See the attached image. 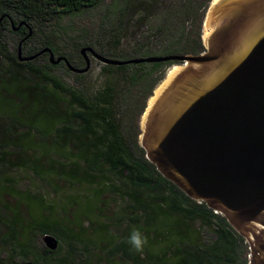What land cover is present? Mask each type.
I'll list each match as a JSON object with an SVG mask.
<instances>
[{"label":"rangeland","instance_id":"rangeland-1","mask_svg":"<svg viewBox=\"0 0 264 264\" xmlns=\"http://www.w3.org/2000/svg\"><path fill=\"white\" fill-rule=\"evenodd\" d=\"M155 3L152 17L144 20L140 16H130L126 9L123 10L124 4L120 0H108L106 11L109 18L108 20L103 18L98 20L96 27L100 24L105 27L117 26L118 45L114 46L115 43L108 40L100 41L103 35L108 34L103 26L105 28L102 29L104 34L91 31V34L85 35L94 44L96 39L99 44H103V48L92 49L102 57H109L108 59L118 61L140 59L143 56H146L144 58L158 57L168 49L174 51L172 52L174 55H196L200 53L202 49H199V42L196 39V21L193 15H186L180 11L184 2L180 0H155ZM32 5L42 9L40 4L32 3ZM44 12L40 16V20L29 23L34 31L30 46L40 49L41 43L45 40L51 44L56 56H64L73 67L81 66L77 46L82 43L80 38L84 35H81L78 30L85 25L87 26V19L85 20V18L90 15V12L77 14L73 17L59 15L56 16V19H52L49 13L45 14ZM11 17L17 19L14 14H11ZM111 38L114 39L112 35ZM16 40L17 37L9 31V27L7 29L0 28V52L3 54V59L0 62V81H5L7 86L10 82L23 81L24 79L29 80L31 84L32 82L39 83V77L26 74L24 68L18 70L12 67L9 61L5 59V56L8 57L11 52L15 53ZM188 47H192L194 52L186 49ZM90 60L91 68L83 76L70 74L65 68H52L47 70V73L58 79L65 88L81 94L85 100L91 102L100 92L111 88L113 99L112 104L110 103V116L118 128L122 146L130 161L142 163L145 158L138 149L137 141L139 121L150 97L145 95H147L150 86H152L150 94L152 95L167 74L178 65L175 63L165 64L156 69H150L148 65H144L139 71L137 68L120 71L116 68H105L97 61ZM44 64H46L45 60H39L32 65L42 68ZM141 77L143 79H140ZM41 85L45 86L49 92L59 94L63 103L70 100L68 94L55 91L51 85L45 83H41ZM47 102H51L52 105L55 103L50 97ZM56 108L59 113L64 111L62 104L56 105ZM72 111L74 110H70V113ZM52 116H54L52 112H48L49 126L45 127L44 114L40 113L36 103L31 102L26 97H16L15 88H7L3 86V83L0 84V131L5 130L11 136L20 135L19 149L15 146L0 149L8 155L6 159L10 161L5 166L0 164V235L4 233L3 229L8 235L12 229L22 227L19 234L25 241L29 235L36 231L37 224L41 222H45L47 225L59 223L64 227L75 229L83 228L84 222H86L85 229L88 231V236L94 242L102 245V249L93 242V246H83L85 249L93 250L90 252L93 258L89 264H132L121 259L123 250L118 249L113 253L111 252L125 239L126 227L136 226V223L127 221L126 218L133 212L127 198L124 200L121 197L123 193L134 191L133 188L123 178L116 179L110 173L105 175L109 178L108 181L103 182L97 178L98 183L94 184L93 190L89 188L90 184L86 182L75 179H67V182L66 180H58L56 172L51 167L58 168V161L55 158L68 162L69 154L67 151L54 152L56 146L64 144L66 135L54 132L53 129L59 132L63 127L61 124L54 125L51 122ZM39 130H43V133L39 134ZM1 138L2 135H0ZM14 141L12 139V142ZM78 148V145L73 146L75 160L72 162L85 166V158L81 155L82 148L79 150ZM18 150L25 155H20ZM32 156V161L38 159V166L43 172L42 174L38 168L35 172L33 167L31 168L27 163L18 164L16 161L17 159L26 161ZM88 158L90 159L91 156ZM80 171H82L81 168ZM94 172H89V174L93 175ZM98 176L100 175L98 174ZM62 178L65 179L66 177ZM189 206H191L190 203L185 204V207ZM133 215L139 217L135 213ZM117 216L120 218L124 216L125 218L119 219ZM167 219L169 218H160L158 222L152 225L151 229L156 231L158 237L164 235L168 237L171 234L170 230L173 228L166 226ZM104 224H107L111 235L102 229ZM141 225L142 220L138 226ZM193 228L201 229L198 222ZM54 234L60 236L62 230L57 227L54 229ZM102 235H104V241H108L107 243L111 242L113 236L114 240L104 247L101 238H99ZM28 241L29 252L15 256L11 255L7 245H0V260L3 261L1 264L27 262L55 264V261H60L63 258L65 252L69 253L67 246L60 243L53 255L44 256L38 236H32L28 238ZM208 241V236L202 232L200 242L208 243ZM85 242L84 244H86ZM160 243H151L147 238V244L143 251L137 252L141 259L140 264H148L146 262L148 255H161L165 244L159 245ZM74 246L80 249L77 243ZM105 250L108 251V255ZM246 254L247 252L244 251L242 258H246ZM13 258H15L14 263L9 262ZM44 258L47 260L44 261ZM69 264H86L85 254L74 253Z\"/></svg>","mask_w":264,"mask_h":264},{"label":"water","instance_id":"water-1","mask_svg":"<svg viewBox=\"0 0 264 264\" xmlns=\"http://www.w3.org/2000/svg\"><path fill=\"white\" fill-rule=\"evenodd\" d=\"M21 26L11 23L13 32ZM30 35L20 62L46 54L77 75L90 70L89 55L111 67L178 65L150 95L138 145L163 179L225 219L247 246V264H264V0H211L196 55L118 61L84 47V67L75 69L49 48L21 59ZM41 242L58 245L48 234Z\"/></svg>","mask_w":264,"mask_h":264},{"label":"trees","instance_id":"trees-1","mask_svg":"<svg viewBox=\"0 0 264 264\" xmlns=\"http://www.w3.org/2000/svg\"><path fill=\"white\" fill-rule=\"evenodd\" d=\"M107 1L108 0H0V18H2L0 28L7 29V27H9L11 33H23L25 37L30 31L31 35L26 41L30 40L31 42L34 31L29 23L38 19L40 20V16L44 10H46L44 13H49L52 19H56V16L59 15L73 17L77 14L90 12V15L85 18V20L87 19L88 27L85 25L78 30L81 32V35H84L80 38L82 43L77 46L79 56L80 49L84 47L103 48V44H99L97 39L94 44L92 40L85 36L86 34H91V31L104 34L102 29L106 28L108 34L103 35L100 41L104 42V40H108L115 43L114 46L118 45V38L116 37L117 26L105 27L100 24L96 27L98 20L100 21L102 18L108 20L109 18V14L106 11ZM180 1L184 2L180 11L186 15H193V18L196 21V39L197 42H199V49H202L200 40L202 21L211 0ZM120 2L124 4L123 10L126 9V12L130 16H140L144 20L152 17L151 14L155 10L156 5L155 0H120ZM32 3L42 5V9L34 7ZM172 12L173 10L171 13ZM11 14H14L17 19H13ZM82 22L84 23L85 21ZM11 23L13 24V28H17L20 23H23V26H21L16 32H13ZM103 26L105 28H103ZM111 35L114 39L111 38ZM26 41L22 42L21 45ZM43 41L44 42L40 45V49H52L49 42H45V40ZM40 49L26 45L23 50L27 55H30ZM186 49L190 50V52H194L192 47ZM172 52L174 51L168 49L167 51L162 52L161 56L174 55ZM144 57L146 56H143V58ZM32 63L34 62L28 63V65L32 66ZM165 64L173 63L126 65L122 67L102 66L105 68H116L120 71L129 68H137L139 71L144 65H148L150 69H156ZM45 65L49 69L50 67H55L51 66L47 61ZM28 69L24 68V70L30 72L31 76L36 78L39 77V83L32 82L31 84L29 80L24 79L23 81L10 82L9 86L5 85V81L2 80L0 81V84L3 83V86L7 88H15L16 97H26L31 102L36 103L39 107L40 113L44 114L45 120L43 122L45 127L49 126L47 99L49 97L53 98V101L55 102L54 104L59 103L61 99L59 94L57 95L56 93L49 92L45 86L41 85V83L45 82L46 84L51 85L55 91H58L61 94H68L70 97L68 102L62 104L64 111L61 115L55 114L52 116L53 119L51 120L54 125L61 124L63 127L59 132H56L55 129H53L54 132L64 133L66 135L64 144L58 145L59 148L55 149L54 152L67 151L69 154L67 158L68 162H65L64 160L60 161V159L55 158L58 161V163L56 162L58 164L57 169L49 165V168L51 167V169L56 172L57 179L62 181L75 179L80 182H86L90 184L89 188L93 190L94 184L98 180L97 178L103 182L108 181L109 178L105 175L110 173L112 177L116 179L123 178L126 180L127 184L134 190L131 193H123L121 197L124 200L127 198L133 214L135 213L139 216L137 217L130 213V216L126 218L127 221L136 223V226L126 227L127 231L124 232L125 239L121 241L119 246L114 248L111 253L118 249L123 250L121 253L122 260L132 264H140L141 259L139 258V254L131 249V246L127 243L126 239L129 236L130 231L133 228H136L139 229L151 243L162 242L159 245L165 244L161 255L146 256V262L148 264H247L248 251L246 244L230 228L221 215L215 214L203 203L189 199L172 183L163 179L155 170V167L149 164L146 160L142 163L139 161H130L122 146L118 128L110 116V103L112 104L113 99V91L111 88H107L105 91L100 92L95 100L91 102L85 100L81 94L65 88L55 77L42 75L41 71L46 70V68ZM140 79H143V77ZM149 88L147 95H145L146 97L151 94L152 86ZM72 109L74 111L70 113V110ZM73 120L77 121L76 128H73L71 124ZM38 133L42 134L43 130H39ZM0 135H2V138L0 139V149H4L8 146H15L19 149L18 143L20 135L16 134V136H11L5 130L0 131ZM12 139L15 141L12 142ZM75 145L79 146L78 150L82 148L81 155L85 158V166L72 162L75 160L73 154V146ZM67 148H70V150ZM138 149L144 155V152L140 149L139 145ZM18 153L20 155H25L19 150ZM89 156H91L90 159L88 158ZM6 157H8V155L3 150L0 151V164L3 166L10 163ZM32 158L33 156L26 161L23 159H17L16 161L18 164L27 163L31 168L33 167L32 169L34 171L38 168L39 172L42 174L43 172L38 166V159L35 158L36 161H32ZM80 168L82 171H80ZM149 169H151V171H149ZM93 171H95L93 175L89 174V172ZM98 174L100 176H98ZM62 177L66 178L64 179ZM189 203L191 206L185 207V204ZM117 217L119 219L125 218L124 216H121V218L119 216ZM160 218H169L166 220V226H172L173 228V230H170L171 234L169 236L171 237H166V235L158 237L156 231L151 229L152 225L158 222ZM173 218H175V220L172 221ZM141 220L142 225L138 226ZM196 222L199 223L201 229L193 228L195 227ZM86 224L87 223L84 222L83 228L75 229L64 227L59 223L47 225L45 222H41L40 224H37L36 231L29 235L25 241H23L19 234L22 227L19 229H12L8 235L6 234V230L3 229L4 233L0 235V245H7L13 256L18 254L21 255L29 252L28 238L32 236L39 237L41 234L49 233L57 237L60 240V243H64L69 250V253L65 252L63 258L60 261H55V264H69L74 253L85 254V263L89 264L93 258V255H91L90 252H93V250L85 249L83 246H93V242L102 249V245L94 242L88 236V231L85 229ZM106 225L107 224H104L102 229L108 231ZM57 227L62 230L60 236L54 234V229ZM202 232L208 236V243L200 242ZM108 233L111 235L109 231ZM103 237L104 235L99 238H101V243L104 244V247L114 240L113 236L111 242L107 243L108 241H104ZM87 239H90L91 241ZM86 240L87 242H85ZM84 242L86 244H84ZM75 243L80 246V249H77L74 246ZM56 251L57 250L51 252L46 248H42L44 256L53 255ZM244 251L247 252L246 258H242ZM106 254L108 255V251H106ZM66 255H68V257H66ZM14 259L15 258L9 260V262L12 261L14 263ZM34 260L37 262L36 259ZM43 260L46 261L47 258H44ZM2 262L3 261L0 260V264Z\"/></svg>","mask_w":264,"mask_h":264},{"label":"flooded vegetation","instance_id":"flooded-vegetation-1","mask_svg":"<svg viewBox=\"0 0 264 264\" xmlns=\"http://www.w3.org/2000/svg\"><path fill=\"white\" fill-rule=\"evenodd\" d=\"M13 34V33H12ZM14 36H16L17 37V40H16V42H15V53L14 52H11L10 54H9V56L8 57H6L5 56V59H7L8 61H9V63L12 65V67H15L16 69H20V68H26V69H28V68H37V67H35V66H29L28 65V63H31V62H35V61H39V60H45V61H47L48 62V55H42V56H40V57H38V58H36V59H34L33 61H29V62H20L19 60H18V55H17V53H18V46H19V44H20V42H21V40L25 37L24 36V34L23 33H16V34H13ZM26 45H29L30 46V40H28V41H26L23 45H21V56H20V58L21 59H24V58H28V57H31V56H34V55H36L38 52H40L42 49H40V50H38V51H36V52H34L33 54H30V55H27L25 52H24V47L26 46ZM51 51H52V53H53V55L57 58V57H63V58H65L64 56H56L55 54H54V52H53V50L51 49ZM97 53V52H96ZM98 54V53H97ZM79 58H80V60H81V66H79V67H73L69 62V64L73 67V68H75V69H82L83 67H84V60H83V58L80 56V54H79ZM3 59V54H1V52H0V62H1V60ZM66 60H67V58H65ZM89 59H92V60H94L90 55H89ZM68 61V60H67ZM33 64V63H32ZM42 68H46V70H44V71H41V74L42 75H47V76H50L49 75V73H47V70H50V69H52V68H65L66 70H67V72L68 73H70V74H74V73H72V72H70L67 68H66V66L64 65V63H60L59 65H57V66H55V67H50V69L49 68H47V66L44 64V65H42ZM41 67L39 68V69H42ZM90 68H91V60H90ZM29 70V69H28ZM28 70H24V72H26V74H28V75H31L30 74V72L28 71ZM89 72V71H88ZM87 72V73H88ZM86 73V74H87ZM75 76H83V75H85V74H83V75H77V74H74ZM42 83H45V82H42ZM46 84V83H45ZM48 103V112L50 113V112H52V114L53 115H61V113H59L58 111H57V108H56V105H59V104H63V102H62V100L59 102V103H56V104H51L50 102H47ZM71 124H72V126H73V128H76V125H77V121H75V120H73L72 122H71ZM46 146V145H45ZM59 147L58 146H56V148L55 149H58ZM67 149H69V148H67ZM66 149V150H67ZM57 177V176H56ZM66 182H67V180H66ZM36 197V196H35ZM44 215V214H43ZM45 234H48V235H51V236H53V237H55L54 235H52V234H49V233H45ZM45 234H41V235H39V242H40V244L42 245V247L43 248H46L43 244H42V242H41V237L43 236V235H45ZM56 239H57V241H58V245H57V248L55 249V250H57L58 249V247H59V245H60V240L57 238V237H55ZM47 249V248H46ZM54 250V251H55ZM52 252V251H51Z\"/></svg>","mask_w":264,"mask_h":264},{"label":"clouds","instance_id":"clouds-1","mask_svg":"<svg viewBox=\"0 0 264 264\" xmlns=\"http://www.w3.org/2000/svg\"><path fill=\"white\" fill-rule=\"evenodd\" d=\"M127 243L135 252H142L144 246L147 244V237L144 236L139 229L133 228L129 236L126 238Z\"/></svg>","mask_w":264,"mask_h":264}]
</instances>
